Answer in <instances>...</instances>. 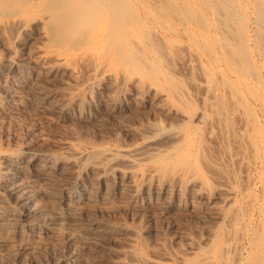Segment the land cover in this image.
I'll return each mask as SVG.
<instances>
[{"label": "rangeland", "instance_id": "rangeland-1", "mask_svg": "<svg viewBox=\"0 0 264 264\" xmlns=\"http://www.w3.org/2000/svg\"><path fill=\"white\" fill-rule=\"evenodd\" d=\"M51 1L6 0L0 7V21L18 13H47L50 18L43 27L55 35L61 24L56 21ZM80 1L85 7V0ZM95 1L110 4V51L99 56L101 60L110 58V73L101 76L92 90L105 102L98 108L102 126H82L81 131L61 119L52 107L53 102L64 104L66 92L86 78L88 63L78 73L62 70L46 77L52 60L41 58L37 52L25 55L15 49L14 30L8 26L0 36V70L8 73L14 63L23 65L28 61L29 65L22 67L23 82L7 76L0 80V162L4 156L15 160L21 167L17 183L28 184L34 192L77 185L91 191H115L132 180L128 178L131 172H137L142 190L137 207L118 196L95 206L91 217L110 224V232L104 233L83 228L58 210L51 225L41 224L35 235H26L23 229L22 236L0 238V264H264V166L256 169L259 175L252 183L241 177L245 165L227 159V153L235 149L226 152L220 146L221 141L239 138V119L224 117L234 105L239 106L242 122L249 124L247 137L244 135L237 143L248 160L262 146L264 128L257 125L258 111L235 91L232 93L223 76L209 71L207 0ZM113 7L120 12L113 14ZM83 12L86 28L76 34L77 38L74 36L76 40L98 30V15L86 7ZM130 32L137 35V42L131 53H126V34ZM214 34L217 38V32ZM187 51L193 53L192 57ZM29 66L36 69L34 77H29ZM9 81L10 85L6 83ZM209 84L216 88L213 109L207 105L210 94L205 87ZM38 90L52 93V105H41L39 97L43 95ZM5 93L14 97L5 98ZM115 97L128 109L119 112L109 108L106 99ZM210 128L214 129L212 139L207 136ZM139 130L152 131L149 143L159 152L133 168L121 158L108 168L99 152L103 139L108 137L115 145L139 142ZM82 143L93 144L96 151L80 161L71 154L70 146ZM183 152L190 156L185 162L186 177L179 182L182 196L164 215H159L155 206L144 207L145 201L155 198L151 187L158 184L148 175L149 168H157L161 181H169L181 163L176 154ZM34 153L38 158L33 162ZM234 179L242 190L236 199L220 187L223 180ZM34 202L43 209L44 216L58 207L51 198L39 197ZM238 218L247 220L242 225L245 237L241 249L229 256L221 243L234 234L231 227ZM94 235L100 237L101 246L93 244Z\"/></svg>", "mask_w": 264, "mask_h": 264}, {"label": "bare ground", "instance_id": "bare-ground-1", "mask_svg": "<svg viewBox=\"0 0 264 264\" xmlns=\"http://www.w3.org/2000/svg\"><path fill=\"white\" fill-rule=\"evenodd\" d=\"M4 2L6 3V0H0V7L5 5ZM85 3H87L85 5L86 9L89 8L95 15H98L96 19L98 30L90 36L78 37L77 40L74 39V36L76 37L80 30L86 28V16L83 15L85 7L82 6L80 0L51 1V7L57 12L56 21L58 20L59 24L62 25H60L55 35L50 34L43 27L46 20L50 18L47 13H33L34 15L27 12L18 13L0 21V36L8 26H12L14 30L12 43L15 49L21 50L25 55L29 51L37 52L41 58L52 60V64L45 72L46 77L57 74L62 70H71L73 73H78L80 67L88 63L86 78L80 83L77 82L75 88L66 92L67 101L64 104L53 102L52 93L40 91L41 89L37 91L43 95L39 97L41 105L48 106L53 102L54 106L52 107L56 110L54 112H59L61 119L71 125H77L81 131L83 130L81 129L82 126L94 129L102 126L98 108H101L105 102L92 90L97 86L98 79L101 76L110 73V58L106 60L99 58L101 55L105 56L106 51H110V13L107 12V10H110V4L97 3L95 0H85ZM111 10L113 14L120 12L116 7ZM207 20L210 47L208 67L210 73L213 74L216 71V73L223 76L227 80L230 90L233 91L232 93L235 91L241 100L258 111L257 125L264 128V0H207ZM215 32H217V38ZM135 36L137 35H134L133 32L126 34L129 41L127 43L128 47L125 49L126 53H131L132 46L137 42ZM186 53L189 57H192L193 53L190 51ZM191 62L189 60L187 65L190 66ZM25 65H29L28 61L23 65L14 63L8 73L0 70V80L4 81L8 77L23 82L25 68L22 67ZM29 73V77H34L36 69L29 66ZM6 83L11 84L10 81ZM210 86L211 84L206 85L205 90L208 87L210 97L207 100V105L209 109H213L212 96L216 88ZM4 97L12 98L14 96L5 93ZM106 100V105L109 108L111 107L112 110L123 112L128 109V105L123 103L119 97H115L111 101L110 98ZM238 108V105H234L228 112L224 113L225 119H239V136H236L239 137L238 140L219 142L225 150H228V148L235 149L233 153H227V159L245 165L246 170L241 174V177L255 183L259 175L255 173L256 169L259 166H264V141H261V148L257 150V155L253 156L251 160L244 157V152H241L243 150L239 151L240 148L238 147L240 145L238 146V144L244 139V135L247 137L249 124H245L242 122V118H239L241 116ZM253 127H256V125ZM137 135L139 142L126 141L120 145L110 144V138L108 137L103 139L105 143L99 152L108 168H110L111 162L119 158L123 159L129 168H133L151 154L159 152L158 147L149 143V139L153 136L151 130H139ZM207 136L209 139L214 137L213 128L208 130ZM70 150L71 154L82 161L94 154L96 148L93 144L86 143L72 145ZM189 156V152L176 154V159L181 163L177 164L178 169L172 174L169 181H161L162 176L158 169L155 167L149 168L148 175L155 177L158 184L151 187L154 190L155 198L152 201H145L144 207L149 209L155 206L159 215H164L170 211L172 202L182 196L179 182L186 177L188 165L185 162ZM36 158H38V154H32L31 160L33 162ZM18 173L21 174L20 165L11 157L4 156L0 162V174L4 175L0 177V227L2 228L0 238L12 239L22 236L23 229H26V235H33L36 230H40L39 226L41 224L46 223L45 225H48L47 223L50 222L51 225L58 210L63 213V216L69 217L74 223L83 228L94 229L98 233L100 231H103L102 233L110 232V224L91 217V210L98 204L107 202L112 196H118L122 202L131 207H137L136 200L142 192L137 182L139 177L137 172H131L128 178L132 180L123 186L120 185L115 191H103L102 189L91 191L79 188L77 185V187L70 189L47 188L41 192H34L26 183H17L16 175ZM220 187L227 191L232 199L239 197L242 192L237 187L236 180H223ZM39 197L56 200L58 207H53L48 216H44L43 209L34 202ZM238 219L237 222L235 221V226L233 224L234 227L229 225L233 228L231 230L234 231V234H230L231 236L221 243L224 250L221 249L229 256L232 252L241 249V240L245 237L242 225H246L247 220ZM46 233L48 232L46 231ZM92 238L94 240L93 244L102 245L99 244L101 240L98 235H94ZM238 260H240L239 256ZM226 263H228V260ZM153 264L159 263L153 262Z\"/></svg>", "mask_w": 264, "mask_h": 264}]
</instances>
